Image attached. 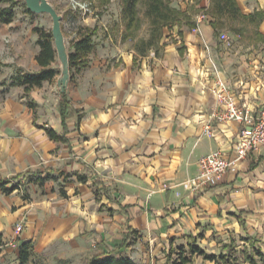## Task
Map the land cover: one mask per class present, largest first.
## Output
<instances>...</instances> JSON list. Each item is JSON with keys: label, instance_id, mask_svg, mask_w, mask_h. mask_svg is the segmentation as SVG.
Returning <instances> with one entry per match:
<instances>
[{"label": "crops", "instance_id": "0c3cea01", "mask_svg": "<svg viewBox=\"0 0 264 264\" xmlns=\"http://www.w3.org/2000/svg\"><path fill=\"white\" fill-rule=\"evenodd\" d=\"M236 1L245 14L264 12V0ZM203 15L178 38L165 37L157 55L137 53L130 39H122L121 22H102L107 35L98 44L93 40L78 83L66 89V129L59 95L51 115L41 117L42 102L35 106L28 99L45 82L27 93L11 85L22 88L27 104L11 96L0 103V177H31L25 183L28 198L17 189L0 191V246L22 225L13 264L27 241L28 264H87L103 252L138 264H173L171 256L182 245L187 249L189 235L206 253L232 254V243L243 237L264 255V146L218 183L196 192L184 186L197 174L201 156L219 149L231 157L238 141L239 123L212 117L221 108L210 92L217 74L239 104L253 112L264 106V19L253 23L255 39L245 50L236 36L218 37L211 17ZM94 25L93 38L102 29L100 21ZM38 49L32 71L39 68ZM45 127L66 140L50 138ZM125 234L131 240L121 246ZM184 264L214 261L194 254Z\"/></svg>", "mask_w": 264, "mask_h": 264}, {"label": "trees", "instance_id": "16d2710c", "mask_svg": "<svg viewBox=\"0 0 264 264\" xmlns=\"http://www.w3.org/2000/svg\"><path fill=\"white\" fill-rule=\"evenodd\" d=\"M110 0H102V4L108 3ZM121 2L120 20L123 24L122 39H131L135 51L141 55L145 54L149 49H152L157 55L165 44L164 26L179 25L186 23L189 27H194L196 22L191 20V11L189 9L181 10L170 5V0H119ZM190 9L198 11L202 10V14H208L211 19L209 23L217 33L220 28L226 25V21L246 20L251 23H259L264 19V12L257 10L248 14L241 11L236 0H208V6H203L202 0H193ZM143 2V14L148 20V35L136 37V31L141 26V19L139 15V4ZM196 4H200L195 7ZM26 10L32 13L29 9ZM15 11L13 5H9L0 9V22L9 23L13 20ZM97 26L81 25L76 31V35L70 40L69 65L71 71L79 70L88 64V54L94 47L93 35L96 33ZM33 31L37 34L36 44L39 46L35 54V60L39 68L35 71L24 70L22 67H17L16 71L10 76L9 85L23 86L24 93L29 92L35 86H41L45 81H52L59 74V68L55 65L57 58L56 49L53 44V37L51 29H44L42 27L34 26ZM181 35L182 31L178 30ZM258 34V33H257ZM260 35V33H259ZM1 65L7 63L0 62ZM59 112L61 122L66 129V119L69 117L70 99L65 92L59 93ZM48 136L54 140H66L64 133L60 134L51 127H45ZM81 180L85 179L84 175H79ZM16 179V181H14ZM25 181L23 175L17 174L11 177H0V191L9 194L14 190L23 189ZM24 198H28L26 192L22 194ZM133 232V231H131ZM1 236V233H0ZM242 240L249 242L251 252L246 251L245 247L241 250L244 254V259L248 264H264V255L260 248L255 247L253 241L241 237ZM131 240L130 235L125 234L122 240V245H129ZM229 244L223 245V248L228 247ZM178 262L175 264H184L191 260L194 254L202 255L204 258L214 261V264L232 263L235 259L229 252L218 254L206 253L204 249L196 244V237L189 235L186 253L180 254L184 250V246L178 247ZM30 256V242H22L18 251V264H28ZM258 256L261 263L256 259ZM59 264H68L67 260H60ZM87 264H138L132 257L113 252H103L92 255Z\"/></svg>", "mask_w": 264, "mask_h": 264}, {"label": "rangeland", "instance_id": "374dc122", "mask_svg": "<svg viewBox=\"0 0 264 264\" xmlns=\"http://www.w3.org/2000/svg\"><path fill=\"white\" fill-rule=\"evenodd\" d=\"M57 11L62 15L61 25L62 30L65 35L66 44L70 50V40L76 35V31L81 25L92 26L96 22L100 21L106 22L107 25H113L114 23L121 22L120 12H121V2L119 0H110L108 3L102 4V0H49ZM193 0H170V5L181 10L189 9L191 11V20H204L206 15L202 14V10H192L190 5ZM200 4L207 5L208 0H202ZM200 4H196L198 7ZM9 5H13L15 11V16L10 24H5L0 22V62L7 63V65L0 66V103L5 101L7 98H11L17 101H24L27 104V99L23 98V90L19 87H12L9 85L10 75L16 71L17 63L22 62L23 69L32 71V54L35 51L37 44L36 38L37 34L33 31L34 26L42 27L44 29H51V18L47 13H30L26 10V4L24 0H0V9ZM139 15L141 19V26L136 31V37L147 36L148 35V20L143 14L144 4L140 2L139 4ZM226 25L219 30L218 37L224 39L228 38L229 35L236 36L239 38L242 48L247 49L252 41L255 39V29L256 25L250 23L246 20H234L226 21ZM123 29V24L121 22ZM112 27V26H110ZM109 27V29H110ZM118 28V27H117ZM113 33V39L118 37L119 33L116 28H111ZM182 29V30H181ZM190 27L186 23H181L179 25L164 26V35H167L168 42L172 41L174 38H178V30L187 31ZM111 30V31H112ZM221 32L226 34V37H222ZM107 35L106 30L102 25V29L99 34L93 38L95 44L100 43V41ZM134 40H129L133 43ZM256 44V43H255ZM257 45V44H256ZM255 45V46H256ZM148 52H154L149 49ZM93 56L96 57V51L93 50ZM98 58V57H97ZM55 65L58 66L59 63L55 61ZM83 69L72 70V81H69L68 87L70 89L78 83L79 77L82 75ZM56 78L52 81H45L43 87L34 88L28 95V99L33 100V104L37 106L36 101L42 102L43 112H39L38 117L42 114H50L52 107L57 102L58 93L53 89ZM71 85V86H70ZM67 87V88H68ZM2 107H0L1 110ZM38 111V109H37ZM51 118V117H50ZM40 120V119H39ZM30 175H26L25 183L30 179ZM16 181V179L14 180ZM22 192H26L25 186ZM21 194V189L16 190ZM234 243V244H233ZM232 245L236 248L230 249L234 257L235 264H245L244 254L241 250L245 247L246 251L251 252V246L249 242L244 243L242 239H236ZM18 244L11 246L9 244L3 243L0 246V264H13L16 260L15 249ZM186 250H181L180 254L184 255ZM178 252L171 256L173 261L178 262ZM256 259L261 263L258 256ZM82 264V263H81ZM175 264V263H173Z\"/></svg>", "mask_w": 264, "mask_h": 264}, {"label": "built area", "instance_id": "2783aa9c", "mask_svg": "<svg viewBox=\"0 0 264 264\" xmlns=\"http://www.w3.org/2000/svg\"><path fill=\"white\" fill-rule=\"evenodd\" d=\"M222 37L224 38L225 34H222ZM215 71L217 73L216 67ZM210 92L221 107L220 110L212 113V117L219 123L237 122L241 127L234 154L231 157L225 156L221 150L217 149L199 158L197 174L184 181V186L192 192L218 183L222 175L228 169L234 168L250 151L264 146V106L253 112L246 105L239 104L229 84L218 74L210 85ZM209 127L206 125V128ZM21 193L23 194L22 189ZM21 229V224L15 226V236L20 233ZM15 236L8 239L7 244L15 246Z\"/></svg>", "mask_w": 264, "mask_h": 264}, {"label": "water", "instance_id": "95a60500", "mask_svg": "<svg viewBox=\"0 0 264 264\" xmlns=\"http://www.w3.org/2000/svg\"><path fill=\"white\" fill-rule=\"evenodd\" d=\"M27 9L33 13H47L52 21L51 33L53 44L56 49L57 61L59 63V74L53 89L59 94L66 91L71 78L69 65V52L66 44L65 35L62 30V15L57 11L49 0H24Z\"/></svg>", "mask_w": 264, "mask_h": 264}]
</instances>
